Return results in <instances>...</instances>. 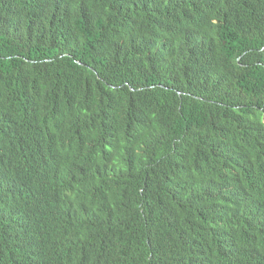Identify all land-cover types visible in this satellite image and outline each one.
Instances as JSON below:
<instances>
[{"label":"trees","instance_id":"obj_1","mask_svg":"<svg viewBox=\"0 0 264 264\" xmlns=\"http://www.w3.org/2000/svg\"><path fill=\"white\" fill-rule=\"evenodd\" d=\"M0 264H264V0H0Z\"/></svg>","mask_w":264,"mask_h":264}]
</instances>
